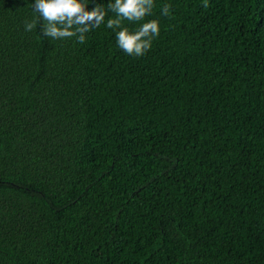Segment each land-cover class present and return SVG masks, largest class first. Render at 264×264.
I'll list each match as a JSON object with an SVG mask.
<instances>
[{
  "label": "trees",
  "instance_id": "16d2710c",
  "mask_svg": "<svg viewBox=\"0 0 264 264\" xmlns=\"http://www.w3.org/2000/svg\"><path fill=\"white\" fill-rule=\"evenodd\" d=\"M203 3L133 57L0 0V264H264V0Z\"/></svg>",
  "mask_w": 264,
  "mask_h": 264
},
{
  "label": "clouds",
  "instance_id": "9594fccd",
  "mask_svg": "<svg viewBox=\"0 0 264 264\" xmlns=\"http://www.w3.org/2000/svg\"><path fill=\"white\" fill-rule=\"evenodd\" d=\"M209 6L204 0L203 7ZM34 15L25 19L24 29L31 32L38 28L43 37L66 40L75 37L78 43L86 41V34L105 22L108 11L114 16L106 26L116 31L117 46L133 57L144 56L153 46L161 31L158 19L149 20L135 30L123 26V22H139L152 14L154 0H110L107 9L102 4L89 8V0H32ZM170 5H165L162 15H169Z\"/></svg>",
  "mask_w": 264,
  "mask_h": 264
}]
</instances>
